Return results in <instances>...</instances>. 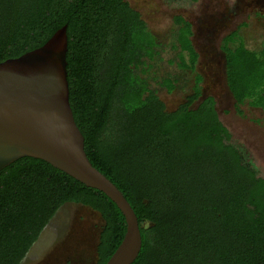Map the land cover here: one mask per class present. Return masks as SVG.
<instances>
[{
	"label": "trees",
	"instance_id": "1",
	"mask_svg": "<svg viewBox=\"0 0 264 264\" xmlns=\"http://www.w3.org/2000/svg\"><path fill=\"white\" fill-rule=\"evenodd\" d=\"M174 22L189 60L180 56V66L194 71L191 23L181 15ZM63 25L84 150L138 218L142 245L131 264H264V176L231 142L215 97L202 96V76L168 109L136 72L157 42L126 0H0V62ZM238 32L222 38L226 85L235 112L245 103L260 108L264 128V47L248 48ZM162 83L172 91L169 79ZM65 203L101 216L96 264H105L126 232L122 212L100 190L29 156L0 170V264H19Z\"/></svg>",
	"mask_w": 264,
	"mask_h": 264
},
{
	"label": "rangeland",
	"instance_id": "2",
	"mask_svg": "<svg viewBox=\"0 0 264 264\" xmlns=\"http://www.w3.org/2000/svg\"><path fill=\"white\" fill-rule=\"evenodd\" d=\"M136 9L156 46L151 57L143 58L136 72L168 109L182 103L192 93L195 73L202 76V96L211 94L221 122L231 134L246 162L264 176V128L262 110L248 104L235 112V101L225 81L222 38L233 30L245 45L259 51L264 47V0H126ZM181 15L192 26L191 40L198 53L195 70L180 66V56L188 64V53L181 51L174 16ZM234 45V44H232ZM169 79L171 92L163 86ZM103 224L94 210L76 203H65L49 220L19 264H96V245ZM144 223V227H148Z\"/></svg>",
	"mask_w": 264,
	"mask_h": 264
},
{
	"label": "water",
	"instance_id": "3",
	"mask_svg": "<svg viewBox=\"0 0 264 264\" xmlns=\"http://www.w3.org/2000/svg\"><path fill=\"white\" fill-rule=\"evenodd\" d=\"M66 50L63 25L41 46L0 62V170L29 156L103 192L126 221L124 237L105 264H131L142 245L138 218L86 155L69 102Z\"/></svg>",
	"mask_w": 264,
	"mask_h": 264
}]
</instances>
